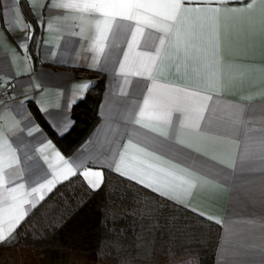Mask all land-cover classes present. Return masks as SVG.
I'll return each mask as SVG.
<instances>
[{
    "label": "crops",
    "instance_id": "1",
    "mask_svg": "<svg viewBox=\"0 0 264 264\" xmlns=\"http://www.w3.org/2000/svg\"><path fill=\"white\" fill-rule=\"evenodd\" d=\"M24 2L33 20L20 4L17 12L14 0H0V84L8 85L0 101V136L11 146L0 150V228L7 230L14 203L8 189L24 184L15 195L31 201L38 196L32 187L44 182L41 165L47 179L64 168L59 153L74 168L82 164L78 171L118 163L168 195L110 171L218 224L212 264H264V0L249 11L222 13L218 23L196 12L176 21L137 9L138 23L76 9L42 12L52 0ZM106 19L111 28L100 41ZM86 70L104 74L99 119L86 140L64 155L33 107L54 134L64 135L73 124L72 105L86 92L81 85L91 84ZM193 109L203 117L195 128L187 120ZM23 208L33 209L30 203Z\"/></svg>",
    "mask_w": 264,
    "mask_h": 264
},
{
    "label": "trees",
    "instance_id": "2",
    "mask_svg": "<svg viewBox=\"0 0 264 264\" xmlns=\"http://www.w3.org/2000/svg\"><path fill=\"white\" fill-rule=\"evenodd\" d=\"M24 14L32 17L21 0ZM91 86L71 107L73 124L61 136L36 118L64 155L98 122L104 74L85 71ZM100 190L79 175L57 184L0 245V264H212L219 225L105 169ZM116 229V231H112Z\"/></svg>",
    "mask_w": 264,
    "mask_h": 264
},
{
    "label": "snow or ice",
    "instance_id": "3",
    "mask_svg": "<svg viewBox=\"0 0 264 264\" xmlns=\"http://www.w3.org/2000/svg\"><path fill=\"white\" fill-rule=\"evenodd\" d=\"M21 0H14V3L17 5V12L19 13V4ZM184 2H187L189 4H203V7H185ZM215 3L217 6L211 7L209 5ZM231 3H244V7L240 8H229L226 5ZM256 5V0H247L245 3V0H163V2L160 3H153V4H143L138 2H132V0H67V2H59L57 3L56 0H52L51 6L48 4H44L41 6V11L45 8H47L49 11H51L52 8H58V9H76L82 12H96L100 13L105 17H116L121 16L124 19L132 20L137 19V22L139 23V13L136 11L137 9H152L156 10L157 15H161L164 17L165 20H176L179 21L184 14L186 13H201L205 16H208L209 19H212L219 22V19L221 17V14H228V13H241L245 11L252 10ZM210 14V15H209ZM104 27L99 29L100 36L98 40L103 41L107 40V31L110 30L112 21L111 20H105L103 22ZM25 29L27 26H24ZM14 30V29H13ZM164 31H169L170 28L167 25H163L162 29ZM141 29L137 27L136 32L132 34V41L129 42L128 48L129 50L132 49L133 45L137 42L136 33H139ZM31 36H25L23 39H31ZM161 43H163V40H161ZM22 47L26 48V45H21ZM99 52L104 51V45L102 43L98 46ZM124 60H128V53H124ZM94 63H99L98 59H94ZM120 70L123 72L125 70V64H120ZM140 74V73H137ZM90 82H85L81 85L82 90L86 91L90 87ZM152 88L148 89V92H152ZM149 103L148 99L146 98L144 100V104L147 106ZM192 115H189L187 117V120L190 123L191 127H199V121L203 118L201 115L200 109H193ZM140 115H144V109L142 108L140 110ZM136 123L139 124L140 120L137 119ZM7 145V141L3 136H0V150ZM9 148V151H11V146L7 145ZM50 145H45V147H49ZM127 147V146H125ZM142 150V149H141ZM41 152L44 151L43 148L40 149ZM56 157L63 161L64 168L60 170L59 172L53 173L52 179H47V171L43 169V166L41 165V171L44 173L43 183H38V187H32L31 193H36L38 196L33 197L31 201L24 200V199H18L15 195L18 192V189H23L24 184H18L16 187H12L8 189L9 195L11 199L14 201L13 204H11L8 208V228L5 231V229L0 228V245L11 243V241L16 239V228L21 224L22 221L25 220V217L29 214L24 208L23 205L25 203H30L31 208H36L39 201H43L45 199V190L47 192H51L54 188V186L58 182H62L63 180H68L70 177L74 176H81L83 178V181L87 183V186L90 191H98L103 185L104 182V172H103V165H93V168H100L101 170H92L85 168L83 171H78L79 168L83 167L82 164H78L75 168L71 163L64 160L62 156H60L59 153H56ZM0 159H2V153H0ZM47 162V157L44 158ZM121 160H123V154L121 153ZM48 167L51 168L52 165L49 163ZM109 170H114L115 172L119 173L122 176H126L130 180H134L137 183L143 184L144 187L150 188L153 192H157L161 196H167L168 194L165 192L160 191L158 188L153 187L151 183H145L143 179H139L136 175H129V173L124 172L121 170L120 164H115L114 168H110ZM3 172V168L0 167V173ZM4 183V178L2 175H0V185ZM29 193V195H31ZM172 198V197H168ZM179 203H183L182 201H177ZM2 211V210H0ZM195 211V209H193ZM112 231H116V229H112ZM184 264H194V261L192 259L186 260Z\"/></svg>",
    "mask_w": 264,
    "mask_h": 264
},
{
    "label": "built area",
    "instance_id": "4",
    "mask_svg": "<svg viewBox=\"0 0 264 264\" xmlns=\"http://www.w3.org/2000/svg\"><path fill=\"white\" fill-rule=\"evenodd\" d=\"M8 85L6 83L0 84V101L5 97Z\"/></svg>",
    "mask_w": 264,
    "mask_h": 264
}]
</instances>
